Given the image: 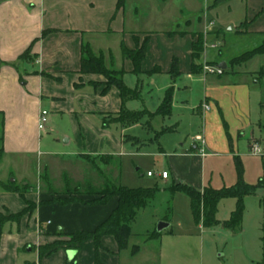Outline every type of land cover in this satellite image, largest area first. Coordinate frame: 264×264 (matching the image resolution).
Instances as JSON below:
<instances>
[{
	"label": "crops",
	"instance_id": "crops-1",
	"mask_svg": "<svg viewBox=\"0 0 264 264\" xmlns=\"http://www.w3.org/2000/svg\"><path fill=\"white\" fill-rule=\"evenodd\" d=\"M149 4L150 0H0V135L4 147L0 167L15 164L27 172L29 163L23 166L24 160L52 153L43 151L42 131L47 128L48 134H61L66 148H71L54 154L73 156V169L94 161L102 173L100 187L107 182L115 184L113 180L128 186L119 182L124 176L126 157L140 153L145 140H153L149 132L154 131L155 139L160 141L159 154L165 156L168 167L161 171L169 172L167 178L155 176L165 182L172 177L173 184H187L202 191L208 186L205 158L209 155L229 158L235 154L226 137L220 142H223L221 151L214 150L213 121L220 117L230 128L219 91L229 96L236 108L235 129L245 134L249 131L245 137L250 150L253 140L262 147L264 77L249 70L247 73L255 81L246 76L241 82L227 81L219 86L215 82L210 87L204 83L203 98L193 102L188 91L194 82H207L210 75L199 70L201 60L193 56L198 34L186 30H151ZM145 40V56L136 66L123 48L135 49ZM85 47L102 55L106 68L122 71L126 94L117 85L108 83L105 74L81 70ZM222 62L225 61L218 64ZM227 68L228 65L224 70ZM225 73L226 70L220 76ZM170 88V113H157ZM42 110L50 114V123L44 129L39 128ZM133 113H138L139 118L130 122L128 116ZM157 117L161 118L158 126L153 121ZM61 123H68L69 129ZM256 132L260 137L255 136ZM197 134L204 136V144L194 140ZM109 165L114 171L113 180L103 172L102 167ZM50 171L47 165L40 166L35 183L26 181L25 175L20 176L21 183L17 184L27 186L26 198L38 206L20 222L9 221L2 226L0 264H135L134 261L158 264L168 247H164V233L153 235L156 229L147 230L144 240L138 241L132 240L131 231L123 249L113 235H105L99 252L94 240L87 239L78 250L60 248L40 258L39 246L59 240L60 231L92 230L118 204L116 196L96 205L40 204L51 198L50 191L41 188L42 177L53 187ZM69 177L68 171L61 176L59 173L61 188H54L59 194L69 185ZM5 183L0 178V212L23 210L27 206L25 199L18 192L6 190ZM225 198L236 199L237 205V198ZM167 246L180 250L178 243L170 241ZM97 254L100 261H95Z\"/></svg>",
	"mask_w": 264,
	"mask_h": 264
},
{
	"label": "rangeland",
	"instance_id": "rangeland-1",
	"mask_svg": "<svg viewBox=\"0 0 264 264\" xmlns=\"http://www.w3.org/2000/svg\"><path fill=\"white\" fill-rule=\"evenodd\" d=\"M149 5L152 19L151 30H186L198 34L197 39L200 45L198 58L201 60L199 70L205 72V66H216L221 61H225L228 65L224 75L210 73L207 82L204 80L194 82L192 89L188 91L191 93L190 98L193 102H200L203 98L204 83L210 87L215 82L219 86L227 81L241 82L246 76L251 81H255L247 73L249 70L264 77V54L237 61L247 51L264 44V32H261L264 30V0H150ZM213 44L216 46L213 47ZM219 77L221 80H218ZM261 82L264 84V78ZM219 94L223 102L225 119L229 122L230 128L224 125L220 117L213 121L212 136L216 142L214 150L220 152L223 147V142L222 144L220 142L227 138L229 147L235 149V154L229 158L222 155H209L205 158L207 185L214 188L233 185L238 181L240 169L245 182L258 183L264 179V155H254L250 152L248 139L245 137L249 131L246 130L245 134L243 130L235 129L238 121L236 108L231 104L229 96L222 91H219ZM153 121L158 126L161 118H154ZM49 123L50 114L47 115L45 125L48 126ZM61 124L66 130L69 129L68 123ZM47 130L46 128L42 131L43 151L50 150L52 153L30 156L27 161L24 160L23 166L29 163L27 172L21 170L20 166L18 169L15 164L7 168L0 167V178L7 183L10 182L9 179H15L14 183L17 184L21 183L20 176L25 175L26 181L35 183L39 178L38 169L40 166L47 165L51 170L54 184H52L53 187L50 186L48 180L42 177L41 188L43 190L61 188L62 180L58 178L59 173L61 176L63 171H68L69 185L64 187L63 191H59L60 194H65L69 189L72 196L81 195L88 199L95 197L93 192L102 188L100 187L103 183H101L103 179L101 170L94 164V161L82 168L77 167L75 170L71 167L73 156L66 154L55 156V152L59 153L68 149L69 146L66 148L64 137L61 134L56 135L54 132L48 134ZM149 133V137H154L153 140H145L146 143L140 153L126 157L124 176L119 179V182L129 187L157 185L159 188L147 205L138 211L132 222V240H144L147 230H155L160 221H166L169 226L161 232L164 233V247L168 248L165 255L159 258L158 264H200L201 261L204 264H258L261 262L264 212L260 201L264 197V188H258L256 193L245 196L242 224L237 231H232L223 225L236 207L234 198H225L220 202L216 218L222 221L218 224L210 227L202 223L198 224L194 219L190 196L185 192H173L170 189L173 184L172 177L165 182L161 177L147 175L148 170L156 172L155 170L161 171L167 167L165 156L159 154L160 141L155 139L154 131ZM255 136L260 137V134L256 132ZM230 141L233 143L230 144ZM253 142L254 140L251 145ZM262 149L264 154V139ZM207 152L210 151L207 150ZM104 167H102L104 175L113 180L114 171L111 166ZM10 170L13 173L10 174ZM4 214L8 215V213ZM59 237L63 238L62 235ZM170 241L173 244L178 243L180 250L174 251L169 248L167 244ZM95 261H100L98 254ZM134 262L140 264L139 261ZM152 262L155 261L150 260V263Z\"/></svg>",
	"mask_w": 264,
	"mask_h": 264
},
{
	"label": "trees",
	"instance_id": "trees-1",
	"mask_svg": "<svg viewBox=\"0 0 264 264\" xmlns=\"http://www.w3.org/2000/svg\"><path fill=\"white\" fill-rule=\"evenodd\" d=\"M145 40L142 45L135 49L123 48L124 54L131 58L136 66L140 65L141 60L144 58L146 53ZM202 46V45H201ZM199 41L198 39L194 42V57H198L199 54ZM85 56L82 58L81 70L83 72H98L105 74L109 82L117 85L123 94L128 91L122 83L121 73L122 71L110 70L106 68L102 55H96L90 51L89 48L85 47ZM257 54H264V44L256 47L253 50L247 51L243 57V60L238 59L237 61H244L250 59ZM176 68V67H175ZM171 100H172V88L167 92V95L157 110V113L168 114L171 111ZM2 112H0V116ZM130 122L137 121L139 116L138 113H133L128 116ZM4 153L3 147V136L0 135V159ZM4 188L8 191L18 192L26 201L27 206L17 212L5 215L0 212V233L2 232V226L9 221L20 222L21 219L26 215H31L32 212L38 206L36 202L28 200L26 198L27 186H19L14 182H8L3 184ZM264 188V179H261L258 183L252 184L245 182L242 177V170L239 171L238 181L230 186L223 188H214L212 186L205 187L204 190H198L195 187L187 184L176 183L170 186L173 192L182 191L187 193L191 198V208L195 218V221L204 226H213L218 224L220 221L216 218V212L218 209V203L222 198L235 197L237 198V205L235 210L232 212L231 217L223 222L224 227L237 231L241 228L243 213L245 209L244 198L246 195L254 194L258 188ZM158 186L150 187H129L121 184H114L109 182L104 187L94 191L95 197L90 199L83 198V196H72L69 189L65 194H59L57 191L50 189L51 198L49 200H43L40 204H51L56 203L59 205H68L71 203H82L86 205L105 204L112 197L118 198V204L116 208L109 214V216L98 224L92 230H78L75 232L66 233L60 231L58 235H62L63 238L52 243L39 246L40 258L50 255L60 248L64 249H79L80 245L87 239H93L96 245L97 252L103 248L102 238L105 235H113L121 249L125 248L128 244L129 237L131 235V224L135 220L138 211L145 207L148 201L155 196L158 191ZM261 206L264 212V197L261 199ZM161 231L157 229L153 235L160 234ZM262 249L263 258L258 264H264V220L262 224ZM136 250V249H135ZM75 260H71L73 263Z\"/></svg>",
	"mask_w": 264,
	"mask_h": 264
},
{
	"label": "built area",
	"instance_id": "built-area-1",
	"mask_svg": "<svg viewBox=\"0 0 264 264\" xmlns=\"http://www.w3.org/2000/svg\"><path fill=\"white\" fill-rule=\"evenodd\" d=\"M212 46L215 47L216 44H213ZM223 70L224 69H222V68H220L218 66H214V65L205 66V72L206 73L222 74L223 73ZM204 107L209 108V106L207 104H204ZM47 114H48V111L47 110H42L41 116H40V120H39V128L40 129H44V127H45V124L47 122ZM194 140L196 142H200L202 144L205 143V139H204V136L202 134L195 135ZM250 151L254 155H264L263 154V149H262L260 143L257 142V141H254L252 143L251 150ZM202 152H204V151H202ZM147 174L149 176L160 175L162 178H167L169 176V172L167 170H163V171H160L158 173L157 172H154V171H148Z\"/></svg>",
	"mask_w": 264,
	"mask_h": 264
},
{
	"label": "water",
	"instance_id": "water-1",
	"mask_svg": "<svg viewBox=\"0 0 264 264\" xmlns=\"http://www.w3.org/2000/svg\"><path fill=\"white\" fill-rule=\"evenodd\" d=\"M226 66H227V64L225 62H222V63L218 64V67H220L222 69L226 68ZM13 180L14 179H12V181ZM168 226H169V223L168 222H166V221H160L159 224H158L157 230L158 231H162L164 228H166Z\"/></svg>",
	"mask_w": 264,
	"mask_h": 264
}]
</instances>
